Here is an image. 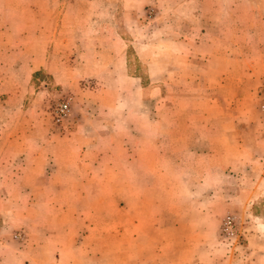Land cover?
<instances>
[{
  "label": "rangeland",
  "instance_id": "obj_1",
  "mask_svg": "<svg viewBox=\"0 0 264 264\" xmlns=\"http://www.w3.org/2000/svg\"><path fill=\"white\" fill-rule=\"evenodd\" d=\"M263 100L264 0H0V255L46 242L54 264H141L157 232L163 264H206L200 238L228 216L225 241L264 240V195L219 201L237 181L220 138L264 122Z\"/></svg>",
  "mask_w": 264,
  "mask_h": 264
},
{
  "label": "crops",
  "instance_id": "obj_2",
  "mask_svg": "<svg viewBox=\"0 0 264 264\" xmlns=\"http://www.w3.org/2000/svg\"><path fill=\"white\" fill-rule=\"evenodd\" d=\"M217 110L223 111L224 115L228 117L227 109L223 104H220V108ZM245 121L244 123L235 121L227 122L226 135L220 138L224 140L226 138L228 144L233 143L236 150L235 153L226 154V157L223 158L221 162V173L227 176H237V181L234 186L229 187L227 185H222L221 190L223 193L219 198L222 206L250 207L256 203V200L264 195V179L260 180L264 178V155H262L263 153L260 151L262 146L260 145L259 136L256 132L258 126L264 128V122L261 120L258 121L257 119H245ZM234 131L238 132L236 136H234ZM245 137L248 139L247 142L251 143L249 151H245L243 147ZM207 139H209L208 136L204 138V141L209 142ZM214 155L216 154H204V156H202V154H195L199 159L202 157L208 158L211 162L216 164V156ZM203 173L208 174L209 172L205 170ZM243 175L258 176V178H252V181L244 186L240 183ZM34 185H36L34 189L43 188L41 182H36ZM57 185H59L58 182H56V186ZM198 187L205 191L214 189L213 187L207 185L203 186L202 184H196L190 187V189H198ZM29 188L30 185L25 186L24 184V189ZM233 191H236V194H233ZM211 200L212 198L208 201ZM245 235L248 241L241 245L225 241V238L220 236L219 231L208 235V237H201V243L200 241L199 243L200 246L204 248L205 260L207 261L206 264H227L229 260H232L234 264H238L241 261L248 264H264V245L262 244L264 240L262 235L251 231ZM143 236H146L145 233H143ZM128 237L126 232H120L116 235L115 239H126ZM161 237L163 236L159 233H153V238H155L156 241H152L150 247H141L138 262L141 264H163L164 247L162 244L164 239ZM202 239H204V241ZM41 243L42 242H35L25 248H19V252H14V254L8 256L7 261L4 255H0V264H54L52 246L46 242H44V244ZM184 245L185 243L183 246ZM121 246L122 244H119V246L114 244V247H110V251L112 250V252L117 254V252L121 251ZM28 250L30 251L28 252L29 254H27ZM11 261H13V263ZM98 262H100L99 258ZM72 264L83 263H76L74 261Z\"/></svg>",
  "mask_w": 264,
  "mask_h": 264
},
{
  "label": "built area",
  "instance_id": "obj_3",
  "mask_svg": "<svg viewBox=\"0 0 264 264\" xmlns=\"http://www.w3.org/2000/svg\"><path fill=\"white\" fill-rule=\"evenodd\" d=\"M262 109L264 111V100L262 102ZM69 104L67 102H63L60 103L56 106L55 108V118L57 121H61L62 119H64L68 113H69ZM235 234V221L233 216H228L224 222H223V226H222V236L224 238H228L230 236H233ZM22 234L21 233H16L15 237H21Z\"/></svg>",
  "mask_w": 264,
  "mask_h": 264
}]
</instances>
